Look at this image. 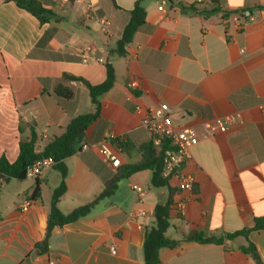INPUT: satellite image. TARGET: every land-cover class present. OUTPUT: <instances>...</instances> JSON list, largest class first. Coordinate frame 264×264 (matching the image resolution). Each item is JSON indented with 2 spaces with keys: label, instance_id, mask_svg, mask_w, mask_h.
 I'll list each match as a JSON object with an SVG mask.
<instances>
[{
  "label": "crops",
  "instance_id": "1",
  "mask_svg": "<svg viewBox=\"0 0 264 264\" xmlns=\"http://www.w3.org/2000/svg\"><path fill=\"white\" fill-rule=\"evenodd\" d=\"M38 1L53 14L50 22L0 0V157L14 163L32 130L35 150L44 149L71 120L94 113L87 87L64 75L99 85L110 64L115 83L99 98L100 118L65 160L67 191L59 210L68 214L91 203L106 182L142 162V147L152 143L141 122L146 110L159 108L177 128L200 134L205 122L235 117L229 131L201 137L191 147L183 172L194 179V189L175 195L183 206L170 212L166 232L179 245L161 249L159 258L160 264H254L238 250L244 237L223 244L184 238L193 231L224 238L264 217V0H145L146 23L123 57L116 55L117 43L138 0H92L95 16L88 0ZM217 7L238 13L224 17L214 12ZM98 18L109 20L108 33ZM87 47L101 63H82ZM58 84L74 96L56 95ZM101 143L115 152L118 168L103 161ZM152 175L144 169L123 177L86 218L55 227L47 253L36 245L46 237L61 174L51 168L37 181L10 179L0 193V264H145L146 231L156 207L169 197L167 187L152 186ZM169 186L179 189V181L171 178ZM25 199L31 205L22 211ZM248 240L264 263V229L250 232Z\"/></svg>",
  "mask_w": 264,
  "mask_h": 264
},
{
  "label": "trees",
  "instance_id": "2",
  "mask_svg": "<svg viewBox=\"0 0 264 264\" xmlns=\"http://www.w3.org/2000/svg\"><path fill=\"white\" fill-rule=\"evenodd\" d=\"M12 1H15L20 8L27 10L37 17L42 24L50 22L52 19L53 14L49 10L43 8L38 0ZM144 1L145 0H138L130 12V21L124 29L121 40L117 43V56L123 57L127 54V47L131 44L135 33L146 23V9L143 4ZM166 1L170 2V0ZM191 9L195 10L194 7H191ZM214 12H223L224 17L238 13L237 11H223L218 7L214 10ZM243 16L245 17L244 14ZM55 31V29L50 30L46 34L45 40H49L54 35ZM106 68V80L99 85H92L82 77L64 75L65 80L78 82L87 87L95 112L81 115L71 120V122L64 128V131L60 136L51 138L48 141L43 153L41 154L35 152V145L38 137L35 131L32 130L31 138L20 142L19 156L14 163H11L5 156L0 157V193L10 179H16L18 181L26 180L28 167L39 159L44 157H51L54 159L56 164L53 168L61 174V182L52 194L46 237L42 242L36 245L40 253H47L49 250L50 234L55 227H62L66 224L86 218L99 201L110 197L113 194L117 188L118 182L123 177L137 171L151 169L153 171L151 180L152 186L156 188L167 187L169 190L167 202L163 205H158L154 211V222L153 225L146 231L144 243L145 264H160V250L164 248H174L179 245L178 241H173L166 237V232L170 227V212L173 210L177 211V203L174 200V197L181 192L177 188H171L169 186V180L162 176L163 158L165 150L167 149L166 145L162 146L159 150L154 147L152 143L144 145L142 147L144 150V158L142 162L125 168L124 174L115 175L111 180L106 182L103 192L91 203L78 207L68 214H63L58 208L61 197L67 191L66 178L68 175V168L65 164V160L76 153L78 145L82 142L86 130L98 118H100L101 104L99 98L103 94L107 93L115 83L116 76L112 65L107 64ZM55 93L56 95L66 99H71L74 96L73 91L69 87L62 84L57 85ZM39 192L40 190L36 189L33 196L37 197ZM262 229H264V217L256 219L253 227L245 228L235 234H227L224 238L205 237L202 233L193 231L186 235L184 239L186 241L197 242L200 244H223L225 240H233L236 237L241 236L245 238L246 243L239 246L238 250L249 256L254 264H264L256 246L248 240L250 232Z\"/></svg>",
  "mask_w": 264,
  "mask_h": 264
},
{
  "label": "built area",
  "instance_id": "3",
  "mask_svg": "<svg viewBox=\"0 0 264 264\" xmlns=\"http://www.w3.org/2000/svg\"><path fill=\"white\" fill-rule=\"evenodd\" d=\"M199 3L205 0H197ZM87 8L93 16H95V3L92 0H88ZM98 22L101 29L108 33L110 22L106 18H98ZM244 53V51H242ZM81 61L84 64H89L91 61L102 62V60L93 58L90 54V48H86L81 51ZM133 87H136V83H132ZM138 112L141 111L140 108L137 109ZM142 125L148 131L151 137V142L154 147L161 148L166 145L162 166V176L165 179L170 180L171 178H176L179 181V190L192 192L194 189L195 181L186 173L183 172L184 166L191 159V147L198 143L201 137L203 138H213L218 132H227L230 130L231 126L236 123L235 117H228L221 120H212L205 122L202 125V134L195 128H177L171 122L169 115H167L163 110L159 108L146 110L142 117ZM89 145L84 144L83 149L88 150ZM103 161L110 164L114 168L120 166V160L114 151L110 150L108 146L101 143L98 147ZM37 150V149H36ZM35 152L38 154L43 153L44 149L39 148ZM56 162L51 157H44L36 161L34 164L28 167L26 172V179L37 181L39 180L44 172L55 166ZM134 189L140 194L143 190L138 187ZM30 200L25 199L21 205L20 209L22 211H27L30 207ZM183 202L177 204V207H182ZM139 214H143L139 212Z\"/></svg>",
  "mask_w": 264,
  "mask_h": 264
}]
</instances>
